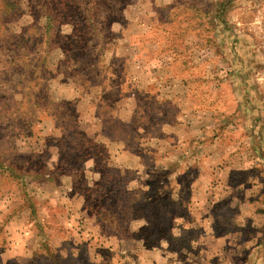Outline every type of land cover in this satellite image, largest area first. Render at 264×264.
Here are the masks:
<instances>
[{
  "label": "rangeland",
  "instance_id": "374dc122",
  "mask_svg": "<svg viewBox=\"0 0 264 264\" xmlns=\"http://www.w3.org/2000/svg\"><path fill=\"white\" fill-rule=\"evenodd\" d=\"M0 264H264V0H0Z\"/></svg>",
  "mask_w": 264,
  "mask_h": 264
}]
</instances>
